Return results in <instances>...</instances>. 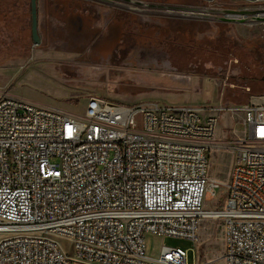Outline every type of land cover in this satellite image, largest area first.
Returning <instances> with one entry per match:
<instances>
[{"label":"built area","instance_id":"2783aa9c","mask_svg":"<svg viewBox=\"0 0 264 264\" xmlns=\"http://www.w3.org/2000/svg\"><path fill=\"white\" fill-rule=\"evenodd\" d=\"M225 111L242 114L234 140L218 133ZM221 151L225 181L208 173ZM206 218L221 221L223 264H264V95L214 108L93 95L74 114L0 92V264H191L181 246L149 254L146 235L196 244Z\"/></svg>","mask_w":264,"mask_h":264},{"label":"rangeland","instance_id":"374dc122","mask_svg":"<svg viewBox=\"0 0 264 264\" xmlns=\"http://www.w3.org/2000/svg\"><path fill=\"white\" fill-rule=\"evenodd\" d=\"M105 1L109 22L87 6L71 8L70 0L37 5L42 41L33 44L30 0H0V92L74 114L93 95L207 108L264 95V17H251L264 12V0ZM242 12L249 16L227 17ZM241 116L220 114L222 139L241 134ZM231 158L229 151L212 154L209 175L225 181ZM224 197V186L216 197L206 193L205 207L219 208ZM61 243L70 253L71 245ZM146 243L153 256L162 245L181 246L188 263L223 264L218 218L201 222L196 244L153 235Z\"/></svg>","mask_w":264,"mask_h":264},{"label":"crops","instance_id":"0c3cea01","mask_svg":"<svg viewBox=\"0 0 264 264\" xmlns=\"http://www.w3.org/2000/svg\"><path fill=\"white\" fill-rule=\"evenodd\" d=\"M59 0H37V5L40 6V4H44V5H50V4H57ZM60 5L63 6L64 0H60ZM82 5L84 7H88L90 9H92L94 11V17L96 18V20L98 21H106L109 22L110 21V17H109V13H106V10L104 8V3L101 0H70V6L71 8L77 7ZM68 5V4H67ZM37 27H38V32L39 35L42 36V33L39 29L38 26V18H37ZM56 28V27H55ZM52 101H54L53 99H50Z\"/></svg>","mask_w":264,"mask_h":264},{"label":"water","instance_id":"95a60500","mask_svg":"<svg viewBox=\"0 0 264 264\" xmlns=\"http://www.w3.org/2000/svg\"><path fill=\"white\" fill-rule=\"evenodd\" d=\"M30 27H31V35L33 38V44H39V36L37 31V1L36 0H30Z\"/></svg>","mask_w":264,"mask_h":264},{"label":"bare ground","instance_id":"6f19581e","mask_svg":"<svg viewBox=\"0 0 264 264\" xmlns=\"http://www.w3.org/2000/svg\"><path fill=\"white\" fill-rule=\"evenodd\" d=\"M125 2V1H124ZM117 3V2H116ZM135 4V3H134ZM142 4V3H141ZM136 9V8H135ZM239 14H240V16H239ZM248 14H246V13H232V14H227V17H229V18H235V17H240V18H244V17H248L247 16ZM251 17H264V12H257V13H255L253 16H251ZM251 21H256L254 18H252V19H250ZM175 77L176 78H187V80H191V78L190 77H187V76H184V75H179V74H176L175 75Z\"/></svg>","mask_w":264,"mask_h":264},{"label":"flooded vegetation","instance_id":"af4514ba","mask_svg":"<svg viewBox=\"0 0 264 264\" xmlns=\"http://www.w3.org/2000/svg\"><path fill=\"white\" fill-rule=\"evenodd\" d=\"M37 1V0H36ZM103 3H104V5H105V3H107L105 0H101ZM37 31H38V27H37ZM56 31H58V30H56ZM56 31H55V33H56ZM51 33V32H50ZM55 33H53L52 32V34H55ZM38 36H39V43L42 41V36H40L39 35V32H38ZM31 40H32V42H33V38H32V35H31Z\"/></svg>","mask_w":264,"mask_h":264}]
</instances>
